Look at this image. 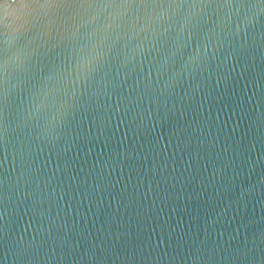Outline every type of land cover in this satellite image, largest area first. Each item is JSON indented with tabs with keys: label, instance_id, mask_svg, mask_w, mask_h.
<instances>
[{
	"label": "water",
	"instance_id": "water-1",
	"mask_svg": "<svg viewBox=\"0 0 264 264\" xmlns=\"http://www.w3.org/2000/svg\"><path fill=\"white\" fill-rule=\"evenodd\" d=\"M0 264H264V0H0Z\"/></svg>",
	"mask_w": 264,
	"mask_h": 264
}]
</instances>
